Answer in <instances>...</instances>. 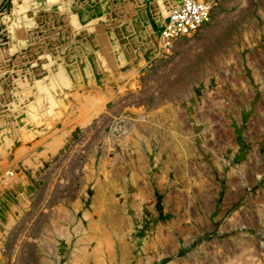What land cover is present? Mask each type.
<instances>
[{"label":"rangeland","instance_id":"1","mask_svg":"<svg viewBox=\"0 0 264 264\" xmlns=\"http://www.w3.org/2000/svg\"><path fill=\"white\" fill-rule=\"evenodd\" d=\"M184 1L0 0V264H264V0Z\"/></svg>","mask_w":264,"mask_h":264},{"label":"built area","instance_id":"2","mask_svg":"<svg viewBox=\"0 0 264 264\" xmlns=\"http://www.w3.org/2000/svg\"><path fill=\"white\" fill-rule=\"evenodd\" d=\"M211 12L212 7L205 1L185 0L175 7L161 32L162 51H171L177 40L198 31L209 21Z\"/></svg>","mask_w":264,"mask_h":264},{"label":"bare ground","instance_id":"3","mask_svg":"<svg viewBox=\"0 0 264 264\" xmlns=\"http://www.w3.org/2000/svg\"><path fill=\"white\" fill-rule=\"evenodd\" d=\"M179 4V3H178ZM157 12L160 14V16H164L166 15V11L163 10V9H158ZM172 12V11H171ZM171 14V13H170ZM170 17V16H169ZM163 19V18H162ZM164 22V21H163ZM159 25V24H157ZM160 43H161V40H160ZM67 49V48H66ZM116 49V48H115ZM118 49V48H117ZM57 58V57H56ZM73 60V59H72ZM61 62V61H60ZM59 62V63H60ZM58 63V62H57ZM32 83V82H31ZM27 84V83H26ZM23 85V83H22ZM23 87V86H22ZM28 87V86H27ZM49 87H51V91L54 93V92H58V90L61 88V85H60V79L58 78V76L56 77H53L52 78V81H51V85H49ZM33 91V90H32ZM23 93V92H22ZM25 93V92H24ZM27 93V92H26ZM28 96V95H27ZM30 97V96H29ZM25 99V98H24ZM28 101V100H27ZM2 121V120H1Z\"/></svg>","mask_w":264,"mask_h":264},{"label":"crops","instance_id":"4","mask_svg":"<svg viewBox=\"0 0 264 264\" xmlns=\"http://www.w3.org/2000/svg\"><path fill=\"white\" fill-rule=\"evenodd\" d=\"M163 18V19H162ZM166 17L164 16H160V14L158 13V17L156 18V24H159L160 22H163L165 20Z\"/></svg>","mask_w":264,"mask_h":264}]
</instances>
